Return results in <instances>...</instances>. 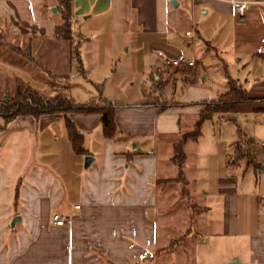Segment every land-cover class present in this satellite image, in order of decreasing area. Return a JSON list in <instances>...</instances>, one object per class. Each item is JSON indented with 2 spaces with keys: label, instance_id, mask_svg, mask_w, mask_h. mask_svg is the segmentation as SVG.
<instances>
[{
  "label": "crops",
  "instance_id": "1",
  "mask_svg": "<svg viewBox=\"0 0 264 264\" xmlns=\"http://www.w3.org/2000/svg\"><path fill=\"white\" fill-rule=\"evenodd\" d=\"M69 15L70 38L59 40L53 0H0V91L7 79L59 87L33 68L68 84L74 73L86 93L74 103L114 106V132L104 134L97 114L0 119V264H264V57L254 53L264 6L236 22L216 2L69 0ZM179 57L192 66H164ZM228 81L247 101L231 119L203 121L188 153L183 145V188L173 145ZM238 116L246 126L219 138L215 122L235 125ZM52 214L68 223L51 225Z\"/></svg>",
  "mask_w": 264,
  "mask_h": 264
},
{
  "label": "trees",
  "instance_id": "2",
  "mask_svg": "<svg viewBox=\"0 0 264 264\" xmlns=\"http://www.w3.org/2000/svg\"><path fill=\"white\" fill-rule=\"evenodd\" d=\"M54 8L57 10L60 17V24L53 26L52 34L56 39L69 40V0H53ZM16 50V47H10ZM22 52V51H19ZM14 92L11 97L6 96L0 99V119L7 123L17 116H31L36 118L40 115L60 113L63 115L69 113L79 114H97L100 118V126L106 136H111L114 132L113 110L114 106L105 102L99 101L101 104L88 102L85 104L74 103L64 91L60 88L53 89L49 94L39 93L27 85L16 82ZM247 101L244 91L234 83L227 82V90L217 99L205 102L202 104V109L197 114L192 129L183 133L174 145L173 153L170 158L171 162L178 170L175 181L179 182L183 188H186L188 183L182 178L180 167L184 160L183 145L187 141H194L199 134V126L203 121L208 120L211 115L216 114L221 117L227 116L231 119L236 104ZM67 137L71 148L75 154L82 153L80 147V136L68 120H65ZM182 188V197L186 196V189ZM184 190V191H183ZM187 201V200H186ZM190 209L192 206H189Z\"/></svg>",
  "mask_w": 264,
  "mask_h": 264
},
{
  "label": "rangeland",
  "instance_id": "3",
  "mask_svg": "<svg viewBox=\"0 0 264 264\" xmlns=\"http://www.w3.org/2000/svg\"><path fill=\"white\" fill-rule=\"evenodd\" d=\"M54 11L55 12H57V10L54 8ZM18 70H19V67H18ZM115 71H118V72H120V68L119 67H115V69H114ZM50 69H46V71H42V70H40V69H38V68H33V75H34V78L36 79V80H39V82H44V83H46V84H53L54 83V80L53 79H56L57 80V82H59L58 83V85H59V87L58 88H60V91L62 92L63 91V87H65L66 88V91H64L65 92V94L73 101V102H76L77 100H84V99H82V98H84V95L86 96V93L84 92V95H82V94H79V89H80V86L81 85H76V83H78V76H75V74L74 73H70L69 74V76H68V79H69V84H70V86H69V84L67 83V80H66V78L64 77V78H58V77H51L52 76V73H50ZM54 74V73H53ZM67 74V73H66ZM66 74L65 75H63V76H66ZM1 81L2 82H4L5 80L4 79H1ZM16 81L17 82H20V83H22L19 79H16ZM24 84V83H23ZM25 85H27L29 88H31V89H34V90H36L37 92H39V93H44V94H49L48 92H45V91H39V90H37V89H35V88H33V87H31V86H29L28 84H25ZM5 87L3 88V86L1 87V91H0V99L1 98H4V97H6V96H9V97H11L12 95H13V92H14V87H15V83H14V85L11 83H9V79H7V83H5V85H4ZM55 86V85H54ZM70 89V90H69ZM69 90V91H68ZM67 92H71L72 94H78L79 96H83V97H74V95H70V94H68ZM96 95H97V93H95V92H93V95L92 96H94L93 98L94 99H90V100H96ZM166 97L168 96V92H166ZM72 96V97H71ZM73 98V99H72ZM89 99V98H88ZM76 100V101H75ZM85 100H87V99H85ZM98 104H101L99 101L97 102ZM238 119L236 120V122H235V125H231V124H227V123H217V122H215V130L216 131H218V133H219V138H225V140H226V138H228L229 136L231 137V136H234V137H236L235 136V127H239L238 129H243V127H245L246 126V122H247V119H244L242 116H238L237 117ZM218 128V129H217ZM240 140L242 141V138H240ZM254 140V139H253ZM257 142V141H256ZM191 144L190 143H186V146H185V148H184V151H186L187 153L190 151V146ZM189 160V159H188ZM246 189V191L248 192V193H250L251 191H252V189H253V185L252 184H250V185H247V187L245 188ZM187 204L189 205V206H192V200L190 199V197L187 199ZM193 203H195V202H193ZM193 210H194V217L198 214V212L195 210V208L193 207ZM198 210V209H197ZM196 218V217H195ZM192 229L193 230H195L196 231V229H197V226H195L194 224H193V226H192Z\"/></svg>",
  "mask_w": 264,
  "mask_h": 264
},
{
  "label": "built area",
  "instance_id": "4",
  "mask_svg": "<svg viewBox=\"0 0 264 264\" xmlns=\"http://www.w3.org/2000/svg\"><path fill=\"white\" fill-rule=\"evenodd\" d=\"M189 3H222L228 5L233 12L236 22H242L245 17V13L248 9L256 6H264V0H185ZM185 35L188 33L185 32ZM256 55L264 57V41L254 49ZM164 66L176 68V67H191L193 62L191 60H186L182 57L176 59H169L163 61ZM264 120V115H263ZM260 153L264 159V144H260ZM261 204L264 206V197L261 198ZM73 209H77L74 206ZM50 223L53 226L60 227L68 223V217H60L56 214L50 216Z\"/></svg>",
  "mask_w": 264,
  "mask_h": 264
},
{
  "label": "water",
  "instance_id": "5",
  "mask_svg": "<svg viewBox=\"0 0 264 264\" xmlns=\"http://www.w3.org/2000/svg\"><path fill=\"white\" fill-rule=\"evenodd\" d=\"M90 159H88L87 157H85L84 158V160H83V164H84V166H86V164H88V161H89Z\"/></svg>",
  "mask_w": 264,
  "mask_h": 264
}]
</instances>
